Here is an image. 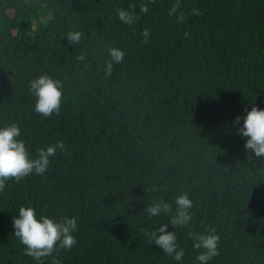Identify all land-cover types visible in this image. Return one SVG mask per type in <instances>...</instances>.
Instances as JSON below:
<instances>
[{"label": "trees", "instance_id": "16d2710c", "mask_svg": "<svg viewBox=\"0 0 264 264\" xmlns=\"http://www.w3.org/2000/svg\"><path fill=\"white\" fill-rule=\"evenodd\" d=\"M130 2L137 13L149 9L131 27L116 15ZM173 3L0 0V127L18 124L31 158L65 144L45 176L0 191V264H37L13 234L20 206L78 218L77 243L59 250L61 264H197L188 233L209 226L220 237L209 264H264V160L239 131L253 105L264 109V0H181L184 23L168 16ZM69 31L83 33L78 45ZM113 46L125 58L107 75ZM44 73L63 85L61 111L47 119L29 91ZM184 192L194 205L188 226L144 212L154 200L174 212ZM159 224L176 233L181 261L145 237Z\"/></svg>", "mask_w": 264, "mask_h": 264}, {"label": "clouds", "instance_id": "9594fccd", "mask_svg": "<svg viewBox=\"0 0 264 264\" xmlns=\"http://www.w3.org/2000/svg\"><path fill=\"white\" fill-rule=\"evenodd\" d=\"M136 5L130 2L127 8L116 9L118 20L131 27L140 19V14H147V4H141L139 13L135 11ZM193 15H200L198 9H192ZM168 16L175 17L178 23H184L187 15L181 10V0H175L168 10ZM141 35L142 43H149L151 30L143 28ZM187 36L188 34L185 33ZM69 44H79L83 39L80 31H69L67 34ZM108 59L105 61L104 70L111 75L114 64L124 61L125 52L119 47H110L107 50ZM78 61L85 60L84 55L76 57ZM62 82L54 79L47 73L41 74L29 83V91L35 97L34 111L42 118H49L53 114L59 115L62 106ZM241 117H237V122ZM240 134L247 137L245 148L254 152L255 156L264 160V109L253 105L243 117V125L239 129ZM21 130L18 124L11 123L0 127V191L6 187V182L15 180L17 183L35 173L45 176L49 170L52 157L57 150L65 151V144L61 140L55 143L38 147L35 158L30 153L23 140L18 139ZM153 191L159 188L153 186ZM175 211L172 204L165 200H154L148 204L144 212L148 218L165 215L169 217V223L175 228L188 226L192 220L191 209L193 201L188 193L177 195L174 199ZM78 218L63 216L59 220L50 218L48 215L37 213L33 207H19V214L13 217L14 236L24 246L25 255L32 257L37 264H42L43 258L52 257V264H61L58 256L59 250H71L77 243L74 233L78 228ZM167 224H159L158 228L145 227L144 235L150 244L159 246L163 252L175 261H181L185 251L177 242L174 231H167ZM159 233V234H158ZM188 236L193 240V249L197 252L195 261L197 264H209L214 257L219 255L220 237L214 227H207L204 233L189 232ZM53 253H57L56 256Z\"/></svg>", "mask_w": 264, "mask_h": 264}]
</instances>
